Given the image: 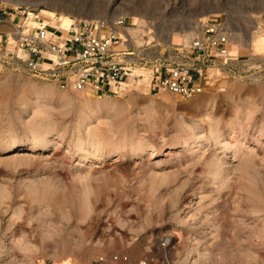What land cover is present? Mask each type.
I'll return each instance as SVG.
<instances>
[{"label": "rangeland", "instance_id": "rangeland-1", "mask_svg": "<svg viewBox=\"0 0 264 264\" xmlns=\"http://www.w3.org/2000/svg\"><path fill=\"white\" fill-rule=\"evenodd\" d=\"M40 14L137 17L138 45L179 44L200 21H228L233 51L264 55V0H0L9 42L15 26L39 27L31 17ZM143 74L121 96L96 95L91 109L87 95L0 62V148L24 146L0 150V264L25 259L9 247L42 238V220L70 251L38 244L33 264L111 255L127 264H264V89L223 81L182 100L155 93Z\"/></svg>", "mask_w": 264, "mask_h": 264}, {"label": "built area", "instance_id": "built-area-1", "mask_svg": "<svg viewBox=\"0 0 264 264\" xmlns=\"http://www.w3.org/2000/svg\"><path fill=\"white\" fill-rule=\"evenodd\" d=\"M134 27L119 15L81 20L60 33L47 25L26 27L24 23L15 26L14 46L8 34L0 40V62L63 91H90L97 96H121L136 83L138 72L148 74L155 93L182 100L193 99L209 85L223 81L264 89V55L253 50L247 54L233 51L235 34L228 21H200L179 44L153 40L138 45L131 34ZM3 42L7 43L5 50ZM129 261L122 255L98 260L100 264Z\"/></svg>", "mask_w": 264, "mask_h": 264}, {"label": "bare ground", "instance_id": "bare-ground-1", "mask_svg": "<svg viewBox=\"0 0 264 264\" xmlns=\"http://www.w3.org/2000/svg\"><path fill=\"white\" fill-rule=\"evenodd\" d=\"M92 14V13H91ZM60 18V17H59ZM81 21V20H80ZM31 22L33 23V25H47V23H49L52 27H55L56 29H58L59 30V33H60V29H65V30H68V29H71V27L76 23L75 21H74V19H72V18H70V17H61L60 19H58L57 17H55L54 15H45V14H40V15H38V16H32L31 17ZM40 22V23H39ZM75 22V23H74ZM77 22H79V21H77ZM132 22L134 23L135 22V24H138L139 22H140V19L139 18H137V17H133L132 18ZM48 24V25H49ZM31 25V24H30ZM141 25H142V23H141ZM140 27H142V26H140ZM144 27V26H143ZM11 30V29H10ZM144 33V31H141L140 29L139 30H134V31H131V34L133 35V37L136 39V40H138L139 39V37L142 35ZM148 36H149V38L151 39V40H153L152 39V37H150V34H148ZM258 37V36H257ZM148 38V39H149ZM255 39H258V38H255ZM260 39V38H259ZM258 39V40H259ZM10 43H11V46H14L15 45V43H16V39H15V37H13V43L11 42V40H10ZM256 43V42H255ZM244 48V47H243ZM49 63V62H48ZM145 75L143 74V73H141V72H138L137 74H136V78H135V80H136V83L138 82V81H140V82H142L143 80L141 79L140 80V78H142V77H144ZM146 77V76H145ZM30 88H28V90H29ZM65 92H67V91H65ZM46 93V92H45ZM43 94V93H42ZM41 94V95H42ZM60 94V93H59ZM80 94H82V96L83 95H87V97H88V104H85L84 106H87L88 108H91V109H93L92 107H94L95 105L94 104H91L90 103V100L91 99H93V98H95L96 99V94L95 93H91L90 91H81V93ZM54 95V94H53ZM58 95V94H57ZM56 95V96H57ZM44 96V95H43ZM42 96V97H43ZM50 96H51V94H50ZM37 98H40L41 99V97H37ZM43 99V98H42ZM47 99H48V97H47ZM56 98H53V100H55ZM59 99V98H58ZM57 99V100H58ZM69 99H71V98H69ZM94 99V100H95ZM98 99V98H97ZM76 100V99H75ZM56 101V100H55ZM72 102V101H71ZM87 102V101H86ZM91 102H92V100H91ZM90 103V104H89ZM102 105H100V106H96V108H97V110L98 109H102V107H101ZM104 106V105H103ZM108 110L110 109V107L109 106H107L106 107ZM104 109V108H103ZM93 111V110H92ZM49 114V113H48ZM97 114V113H96ZM94 116V115H93ZM40 143V142H39ZM45 144H46V142H44ZM195 143V142H194ZM197 143V142H196ZM185 144H187V143H185ZM193 144V143H192ZM37 146H41V147H43L44 148V145H43V142L42 143H40V145L38 144ZM23 147L24 146H19V147H16V146H13V145H11V146H9V147H3V148H0V150L3 152V153H16V152H18L19 150H22L23 149ZM34 150V149H33ZM20 152V151H19ZM166 157H171L172 155L170 154V153H167L166 155H165ZM174 157V156H173ZM45 216V215H44ZM17 218V217H16ZM43 221V223L45 224H43V226L42 227H40L41 229H43L42 230V232H44L45 234V236L43 235V237L42 238H39V239H35V243L37 244V247H36V245H34V244H32V243H30V241H29V239H25L26 237H24V238H20V239H18V241L17 240H15V242H14V240H13V244L11 245V247H9V248H11V249H13V250H17V252H21V253H23V254H25V259H18V255L16 256V263L15 264H33V261H32V257H34V255H36L37 253H38V251H39V249H38V244L40 245V246H46V245H48V246H51L52 245V243L53 244H55L56 246H54V248H57V250H61L62 249V251H64L65 253H68L69 251H70V249H69V247H67L68 245L66 244L67 243V241L65 240V241H63V244H61L60 243V241L58 240V239H56V238H54V237H52L51 236V234H53L52 232H50L49 231V228H48V226H49V222L48 221H45V220H42ZM13 225V224H12ZM50 227V226H49ZM10 225H8V228H5L4 230H3V232H9L10 231ZM39 228V227H38ZM54 228V227H53ZM33 229H31V232H34V230L32 231ZM5 232V234H7ZM54 232V231H53ZM9 235H10V233H9ZM26 236V235H25ZM35 237V236H34ZM36 238V237H35ZM31 239V238H30ZM31 242H33V241H31ZM171 243H172V239H170V238H168V240L166 241V243H165V246L167 247V246H170L171 245ZM6 244H4L3 243V241H2V243L0 242V250H2L4 247H6L5 246ZM8 245V244H7ZM53 246V245H52ZM7 248V247H6ZM47 248H49V247H47ZM41 250H42V248H40ZM14 251V252H15ZM17 254V253H16ZM20 257V256H19ZM244 257H248V255H246V254H244ZM249 257H251L252 258V256H249ZM249 264H253L251 261H250V263Z\"/></svg>", "mask_w": 264, "mask_h": 264}, {"label": "crops", "instance_id": "crops-1", "mask_svg": "<svg viewBox=\"0 0 264 264\" xmlns=\"http://www.w3.org/2000/svg\"><path fill=\"white\" fill-rule=\"evenodd\" d=\"M11 25H13V26H15L16 25V22H15V20H13V19H9V20H7ZM51 27V29H52V31L53 30H55L56 28L55 27H52V26H50ZM2 28H0V38L2 37V39L6 36V32H4L3 30H1Z\"/></svg>", "mask_w": 264, "mask_h": 264}]
</instances>
